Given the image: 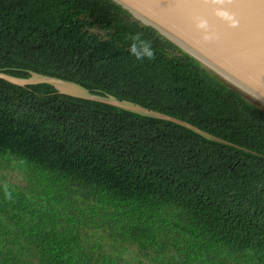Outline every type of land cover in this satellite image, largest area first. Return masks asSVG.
<instances>
[{
	"label": "trees",
	"instance_id": "trees-1",
	"mask_svg": "<svg viewBox=\"0 0 264 264\" xmlns=\"http://www.w3.org/2000/svg\"><path fill=\"white\" fill-rule=\"evenodd\" d=\"M0 264H264V105L114 0H0Z\"/></svg>",
	"mask_w": 264,
	"mask_h": 264
},
{
	"label": "water",
	"instance_id": "water-1",
	"mask_svg": "<svg viewBox=\"0 0 264 264\" xmlns=\"http://www.w3.org/2000/svg\"><path fill=\"white\" fill-rule=\"evenodd\" d=\"M142 23L197 58L232 86L264 105V0H114ZM18 85L50 83L61 93L163 118L233 145L196 125L113 95H99L78 82L34 72L23 78L0 71ZM236 145V144H234ZM238 146V145H236Z\"/></svg>",
	"mask_w": 264,
	"mask_h": 264
}]
</instances>
